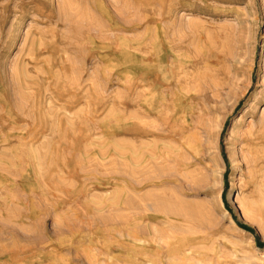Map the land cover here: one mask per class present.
I'll return each mask as SVG.
<instances>
[{
  "label": "rangeland",
  "instance_id": "rangeland-1",
  "mask_svg": "<svg viewBox=\"0 0 264 264\" xmlns=\"http://www.w3.org/2000/svg\"><path fill=\"white\" fill-rule=\"evenodd\" d=\"M252 138L264 0H0V264H264Z\"/></svg>",
  "mask_w": 264,
  "mask_h": 264
},
{
  "label": "bare ground",
  "instance_id": "bare-ground-1",
  "mask_svg": "<svg viewBox=\"0 0 264 264\" xmlns=\"http://www.w3.org/2000/svg\"><path fill=\"white\" fill-rule=\"evenodd\" d=\"M180 64V63H179ZM182 64V63H181ZM183 65V64H182ZM189 66V65H188ZM176 84L180 85V80L176 79ZM161 97V96H160ZM154 98V97H153ZM166 97H162V103H164L163 105H165V107L168 106V103L165 101ZM149 101H144V102H140L137 103L136 101H132L131 104H135L136 106H139L141 109H144V111L149 112L150 114H154V108H156V106L154 107L153 102L149 103ZM170 103V102H169ZM160 107V106H158ZM172 107V106H171ZM168 108V107H167ZM159 109V108H157ZM162 109V108H160ZM156 113V112H155ZM159 116V115H158ZM138 130V129H137ZM136 133L138 135H143L145 132L144 131H136ZM263 140V138L261 137V141ZM135 144V143H134ZM134 146V145H133ZM248 154H249V161H250V167H251V178L249 179L250 184L254 187L256 186L258 188V191H262L261 188H264V166H263V162H261L262 157L258 152V149L255 145H253V138L252 139H248L247 140V148L245 150ZM160 153V152H159ZM165 154V153H164ZM168 156V155H167ZM157 157V156H156ZM165 157V156H164ZM167 160V159H166ZM137 160H134L133 162L136 163ZM23 173V172H22ZM160 187V186H159ZM257 191V190H256ZM220 198V197H219ZM258 201V200H257ZM180 202V201H179ZM183 201L181 200V203ZM221 202L223 203V201L221 200ZM245 202H248L245 200ZM254 202V201H253ZM259 203V201H258ZM247 204V203H246ZM245 204L243 203V206ZM199 206V205H198ZM247 205H245L246 207ZM246 208L250 209L251 206H247ZM255 209V208H254ZM200 210V209H199ZM245 212H247L246 210H244ZM251 211V209H250ZM255 211H257L255 209ZM175 215L176 216H183V217H188L191 218L193 216H195L196 214V210L194 208H189V207H185V208H180V209H176L175 210ZM249 212V211H248ZM252 212V211H251ZM249 212V213H251ZM254 212V211H253ZM199 214V213H198ZM203 214V213H202ZM174 263V262H173ZM178 264V263H177Z\"/></svg>",
  "mask_w": 264,
  "mask_h": 264
}]
</instances>
